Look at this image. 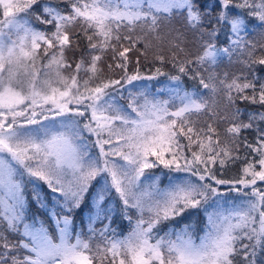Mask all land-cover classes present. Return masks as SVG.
<instances>
[{
  "label": "snow or ice",
  "instance_id": "6c2138e0",
  "mask_svg": "<svg viewBox=\"0 0 264 264\" xmlns=\"http://www.w3.org/2000/svg\"><path fill=\"white\" fill-rule=\"evenodd\" d=\"M257 27L264 0H0V264H264Z\"/></svg>",
  "mask_w": 264,
  "mask_h": 264
},
{
  "label": "trees",
  "instance_id": "16d2710c",
  "mask_svg": "<svg viewBox=\"0 0 264 264\" xmlns=\"http://www.w3.org/2000/svg\"><path fill=\"white\" fill-rule=\"evenodd\" d=\"M206 2V0H205ZM262 29H259L258 27L255 29V32L253 33V36L251 38L259 40L261 37L259 35V33H261ZM189 39H192V36L189 35ZM224 37L221 36L220 37V41H223ZM81 49H83V42H81ZM69 56L72 55V53L68 54ZM77 57L79 56V52H77ZM138 55V53H134L132 58L135 60V56ZM108 58L105 57V60H107ZM150 59V58H149ZM109 63L111 62L110 60L108 61ZM135 65L134 63L131 64L129 66L130 70L132 68H134ZM141 71L147 73V69L151 67L150 64H146V62L144 61L143 57H141ZM241 70V66L239 64H229L227 61H225V63L218 69V71L220 72H229V73H238ZM166 71H174L172 70L170 67L168 69H166ZM105 72L107 75H112V73H108L107 69H105ZM193 81L185 79L184 80V87L188 90H193V86H194ZM238 106L244 110V111H256V110H264L261 109L259 105H250L248 102H243V103H239L238 102ZM204 119H206V117H201V121H203ZM244 135H246L249 140H251L253 138V133L251 131L245 132ZM151 172H154L155 174H157L158 172H161V169H153L150 170ZM165 173L167 172V170H163ZM172 175V174H171ZM174 175V173H173ZM179 175H183V174H179ZM237 175V170L236 168H230L225 172V176H235ZM167 176H163L161 179V186H164L165 184H167ZM178 220L180 221V223L176 224V227L181 226V224L184 223H189L192 224L193 227L196 229L197 232L200 231V229L204 226L205 223V215L204 212L202 210H190L189 212H186L184 214L183 217L178 218ZM174 223V222H173ZM114 227H117L119 232H126L127 231V222H123L119 219H117L116 223L113 225ZM166 227V226H165Z\"/></svg>",
  "mask_w": 264,
  "mask_h": 264
},
{
  "label": "rangeland",
  "instance_id": "374dc122",
  "mask_svg": "<svg viewBox=\"0 0 264 264\" xmlns=\"http://www.w3.org/2000/svg\"><path fill=\"white\" fill-rule=\"evenodd\" d=\"M133 61H134V59H133ZM112 75L114 76L115 74L112 73ZM136 83L138 85L139 84H148V85L151 86L150 90L155 92L157 89L165 87L168 84V80H167L166 77H160L156 81H143V82H136ZM127 88L131 89L132 91H137L138 90V88H132L131 85H128ZM159 95L161 96V98H167L168 93L167 92H163V93H159ZM157 175H161V172H158ZM174 175H179V174H174ZM231 195H234V194H231Z\"/></svg>",
  "mask_w": 264,
  "mask_h": 264
}]
</instances>
